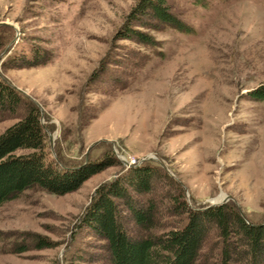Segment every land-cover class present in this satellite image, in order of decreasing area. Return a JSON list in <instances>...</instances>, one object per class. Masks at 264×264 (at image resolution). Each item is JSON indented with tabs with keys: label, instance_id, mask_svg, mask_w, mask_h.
<instances>
[{
	"label": "rangeland",
	"instance_id": "1",
	"mask_svg": "<svg viewBox=\"0 0 264 264\" xmlns=\"http://www.w3.org/2000/svg\"><path fill=\"white\" fill-rule=\"evenodd\" d=\"M138 1L0 0V78L36 103L46 158L117 159L73 192L32 188L3 202L0 264H108L82 216L98 187L143 166L155 170L132 202L151 210V226L116 200L134 235L184 226L181 203L234 206L264 224V101L248 94L264 83V0H169L186 30L127 21ZM123 25L154 42L121 34ZM34 51L49 60L22 65ZM23 109L0 116V134ZM203 239L194 264H217L223 238L208 225Z\"/></svg>",
	"mask_w": 264,
	"mask_h": 264
},
{
	"label": "trees",
	"instance_id": "2",
	"mask_svg": "<svg viewBox=\"0 0 264 264\" xmlns=\"http://www.w3.org/2000/svg\"><path fill=\"white\" fill-rule=\"evenodd\" d=\"M168 1L139 0L127 15V21H136L137 27L150 30L165 26L186 30L171 12ZM121 30V34L135 37L143 44L154 42L151 35L128 25H123ZM48 60L34 51L22 65L45 64ZM248 94L263 102L264 83ZM21 105L24 107L22 116L0 134V205L32 188L53 195L73 192L91 174L117 163L113 153L107 155L105 162L81 167L61 166L56 159L46 158L45 136L36 103L25 100L18 90L0 78V116L6 112L16 114ZM154 170L143 166L130 176L101 185L82 216L81 224L103 241L108 264H194L208 225L215 226L225 242L217 264H264V224L250 225L234 206L226 204L196 210L181 203L187 223L179 229H169L157 236L130 233L116 200L128 207L134 223L143 229L151 226V210L137 207L132 202L131 191L140 194L148 189V178ZM231 236L235 239L230 243ZM234 250L239 254L233 256Z\"/></svg>",
	"mask_w": 264,
	"mask_h": 264
},
{
	"label": "water",
	"instance_id": "3",
	"mask_svg": "<svg viewBox=\"0 0 264 264\" xmlns=\"http://www.w3.org/2000/svg\"><path fill=\"white\" fill-rule=\"evenodd\" d=\"M121 161H122L123 163H125V160H124V159H121Z\"/></svg>",
	"mask_w": 264,
	"mask_h": 264
}]
</instances>
